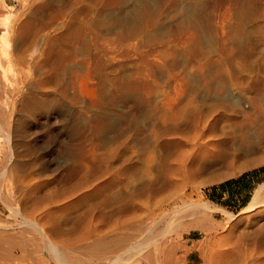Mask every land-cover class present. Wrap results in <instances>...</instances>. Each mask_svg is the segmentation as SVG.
I'll return each instance as SVG.
<instances>
[{
  "label": "rangeland",
  "instance_id": "1",
  "mask_svg": "<svg viewBox=\"0 0 264 264\" xmlns=\"http://www.w3.org/2000/svg\"><path fill=\"white\" fill-rule=\"evenodd\" d=\"M65 18L85 29L81 38L61 43L52 56L47 69L56 83L49 87L57 89L69 110L79 113L78 125L89 132L88 147L96 144L100 153H112L138 144L144 158L121 188L111 190L104 210L112 214L126 193L163 175V166L177 152L179 165L171 179L186 187L187 200L206 205L209 214L198 212L197 218L185 219L183 227L194 234L189 237L182 228L183 236L169 243L189 238L173 264H204L196 247L203 240L196 234L199 223L212 240L239 242L245 254H264V206L244 211L261 187L259 201H264V0H0V34L12 28L8 45H0L2 84L12 100L16 93L37 87L42 75L34 63L42 57L45 34L57 37ZM95 32L100 39L94 38ZM121 33L125 36L118 40ZM94 54L99 67L88 75ZM45 88L43 93L51 92ZM191 102L214 113L198 131L185 135L175 147L146 141L149 130L171 125V115ZM19 115L12 117V128L26 134L33 145L60 134L40 130L45 115ZM69 146L58 155L66 161L74 155ZM0 161L3 172L2 154ZM13 174L9 170L5 177L0 175V190L15 185ZM46 174L50 178L51 172ZM44 175L27 172L20 180L38 182ZM56 187L49 186L51 191ZM93 204L72 210L66 225L88 216L100 234L109 236ZM18 221L0 201V224L15 228ZM19 258L8 264H59L40 252ZM155 263L138 255L130 261Z\"/></svg>",
  "mask_w": 264,
  "mask_h": 264
},
{
  "label": "bare ground",
  "instance_id": "2",
  "mask_svg": "<svg viewBox=\"0 0 264 264\" xmlns=\"http://www.w3.org/2000/svg\"><path fill=\"white\" fill-rule=\"evenodd\" d=\"M60 26L64 30L57 37L48 32L45 34L42 57L34 63L35 70L37 68L42 75L37 79L36 88H29L27 93L18 92L16 99L12 100L11 92L2 84L5 77L0 72V154L4 161L0 175L5 177L9 170L15 172V185L0 190V201L19 220L15 228L0 224V264H8L16 257L29 259L34 252L44 253L59 264H69L68 259L77 264H130L131 257L137 255L146 263L153 259L155 264H173L178 252L189 245V238L180 244L169 243L175 237L183 236L185 219L197 218L198 212L208 215L209 209L204 204L187 200L186 187L171 179V172L179 165L176 152L170 163L163 166L166 170L163 175L126 193L112 214L104 210L111 200V190L121 188L144 158L140 156L138 144L130 151L119 148L112 153H100L96 144L88 147L89 132L87 126L78 125L79 113L69 110L57 89L49 87L56 83L47 69L52 56L61 43L74 37L81 38L85 29V25L66 18ZM11 30L8 26L0 34L1 46L8 45ZM123 36L121 33L118 40ZM94 38L100 39V33L95 32ZM98 67L99 57L94 54L87 64L88 75ZM45 87L51 88V92L43 93ZM192 102L171 115L168 119L171 125L149 130L146 141H154L162 147H175L185 135L198 131L214 113L210 114ZM19 114L34 118L45 115L47 121L39 122L40 130H58L60 134H51L33 145L26 134L12 128V117ZM86 122L96 124V120L87 119ZM69 143H73L71 147ZM67 146L74 154L70 161L58 156ZM10 161H13L12 166ZM49 171L50 178L46 174ZM27 172H39L45 174V178L38 182L32 179L21 181L20 175ZM73 180L74 183L70 184ZM52 183L57 187L51 191L49 186ZM262 188L255 192L244 211L264 206V201H259ZM88 202L94 203L93 209H97L102 226L111 232L109 236L100 234V227L97 230L88 216L84 217V222L79 219L67 227L69 213L81 210ZM91 212L95 211L89 209L88 213ZM196 228V234L203 237L196 247L202 252L204 264H264V254H245L242 243L224 238L212 240L205 225L199 223ZM184 229L189 237L193 236L192 229Z\"/></svg>",
  "mask_w": 264,
  "mask_h": 264
}]
</instances>
